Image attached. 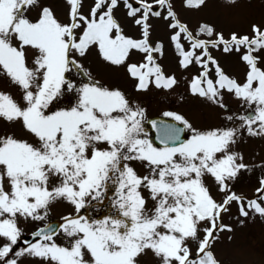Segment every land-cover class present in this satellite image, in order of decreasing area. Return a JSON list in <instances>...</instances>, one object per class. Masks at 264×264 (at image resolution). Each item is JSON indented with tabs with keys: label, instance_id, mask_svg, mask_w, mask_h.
I'll return each mask as SVG.
<instances>
[{
	"label": "snow or ice",
	"instance_id": "obj_1",
	"mask_svg": "<svg viewBox=\"0 0 264 264\" xmlns=\"http://www.w3.org/2000/svg\"><path fill=\"white\" fill-rule=\"evenodd\" d=\"M166 44L176 69L161 62ZM214 49L239 54L244 79ZM94 50L137 92L172 90L187 73L218 123L166 111L175 122L151 120L158 146L139 98L97 78ZM0 74L16 89L0 90V264H221L213 244L233 230V205L264 217V175L251 198L234 187L250 167L236 145L264 134V23L225 35L206 21L192 28L174 0H65L62 13L47 0H0ZM226 96L253 111H233ZM111 189L113 212L82 214ZM61 203L71 210L53 223Z\"/></svg>",
	"mask_w": 264,
	"mask_h": 264
},
{
	"label": "rangeland",
	"instance_id": "obj_2",
	"mask_svg": "<svg viewBox=\"0 0 264 264\" xmlns=\"http://www.w3.org/2000/svg\"><path fill=\"white\" fill-rule=\"evenodd\" d=\"M47 2L52 4L58 13H62L65 0H47ZM174 2L181 18L192 28L206 21L227 35L230 31H246L253 22L264 23V0H235V3L232 0H205V4L199 8L182 7L181 0H174ZM125 28L126 31H132L127 25ZM155 33L157 36L164 35L162 24H156ZM213 55L217 56L221 66L229 75L244 79L246 65L240 59L239 54L214 49ZM137 58L133 57V59ZM88 60L97 78L103 83L119 84L130 94L137 96L147 109L148 119L153 116L173 119L164 115L166 111L172 110L184 114L196 127H208L218 123V112L188 90L190 77L187 73L177 71L179 83L172 90L153 86L151 91L137 92L126 77L124 68L106 63L96 50L92 52ZM161 62L166 68H177L176 54L170 47H167V44L166 53L161 58ZM0 90L16 94L15 87L11 86L2 74H0ZM225 101L233 111H253L251 107L238 105L234 97L226 96ZM147 126L145 123L146 128ZM2 131L3 125L0 123V132ZM147 133L152 139V133L150 131ZM187 134L190 135V131L187 130ZM236 148L243 153L244 160L250 167L241 171L234 187L238 193L251 198L253 195H258L255 193V188L258 186L259 177L264 175V169L259 166V162L264 160V134L249 135L245 132ZM137 167H140L139 163ZM113 192L114 189H111L104 203L102 201L97 203V208H91L88 215L99 218L113 212L114 208L111 203ZM70 210L71 208L66 203L56 204L49 214V220L61 218L66 211ZM240 220L244 223H240ZM224 222L231 223L233 230L221 232L213 244L221 264H264V217L258 214L247 218L238 216L236 207L233 205L232 214H225ZM33 230L32 224L26 225L24 236Z\"/></svg>",
	"mask_w": 264,
	"mask_h": 264
},
{
	"label": "water",
	"instance_id": "obj_3",
	"mask_svg": "<svg viewBox=\"0 0 264 264\" xmlns=\"http://www.w3.org/2000/svg\"><path fill=\"white\" fill-rule=\"evenodd\" d=\"M153 119H157V120H161V121H169V122H175L174 120H170V119H166V118H164V117H153V118H151V119H149L148 120V124H149V126H150V129L153 131V133H154V141H155V143L156 144H158L159 145V140H157L156 139V137H157V135H158V131H157V129L156 128H154V127H152V125H151V120H153ZM178 123V122H177ZM53 223H59V222H61V220H55V221H52ZM25 239H31V236L29 235V236H27V237H24Z\"/></svg>",
	"mask_w": 264,
	"mask_h": 264
},
{
	"label": "trees",
	"instance_id": "obj_4",
	"mask_svg": "<svg viewBox=\"0 0 264 264\" xmlns=\"http://www.w3.org/2000/svg\"><path fill=\"white\" fill-rule=\"evenodd\" d=\"M95 206H98L97 204Z\"/></svg>",
	"mask_w": 264,
	"mask_h": 264
}]
</instances>
